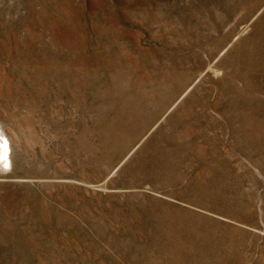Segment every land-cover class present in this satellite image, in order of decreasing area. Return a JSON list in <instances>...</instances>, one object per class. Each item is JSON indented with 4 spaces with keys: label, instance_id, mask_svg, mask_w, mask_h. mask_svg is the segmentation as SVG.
Segmentation results:
<instances>
[{
    "label": "rangeland",
    "instance_id": "obj_1",
    "mask_svg": "<svg viewBox=\"0 0 264 264\" xmlns=\"http://www.w3.org/2000/svg\"><path fill=\"white\" fill-rule=\"evenodd\" d=\"M1 130L0 264H264V0H0Z\"/></svg>",
    "mask_w": 264,
    "mask_h": 264
},
{
    "label": "bare ground",
    "instance_id": "obj_2",
    "mask_svg": "<svg viewBox=\"0 0 264 264\" xmlns=\"http://www.w3.org/2000/svg\"><path fill=\"white\" fill-rule=\"evenodd\" d=\"M261 22V21H260ZM262 39V38H261ZM257 45V44H256ZM250 50V49H249ZM254 54V53H253ZM263 54V53H262ZM257 58V57H256ZM250 63V62H249ZM251 79V78H250ZM253 81V80H252ZM229 89V88H228ZM256 89V87H255ZM234 90V89H233ZM246 91V90H245ZM263 95V94H262ZM250 96V95H249ZM245 97V96H244ZM247 97V96H246ZM254 97V96H253ZM239 102V101H238ZM241 104V103H240ZM250 104V103H249ZM235 107V106H234ZM236 108V107H235ZM252 108V107H251ZM239 110V109H238ZM251 110V109H250ZM263 112V111H262ZM238 115V114H237ZM244 116V115H243ZM252 116V115H251ZM232 118V117H231ZM251 118V117H250ZM239 134V133H238ZM7 139L4 136L2 130L0 131V160L2 161L5 158L4 152H5V145H6Z\"/></svg>",
    "mask_w": 264,
    "mask_h": 264
}]
</instances>
